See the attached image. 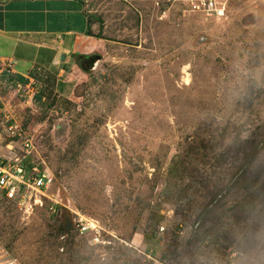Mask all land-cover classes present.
Returning <instances> with one entry per match:
<instances>
[{
	"label": "rangeland",
	"instance_id": "374dc122",
	"mask_svg": "<svg viewBox=\"0 0 264 264\" xmlns=\"http://www.w3.org/2000/svg\"><path fill=\"white\" fill-rule=\"evenodd\" d=\"M83 1L101 40L89 70L0 66V161L53 178L28 213L0 194L10 256L264 264V0L222 17L199 0Z\"/></svg>",
	"mask_w": 264,
	"mask_h": 264
},
{
	"label": "crops",
	"instance_id": "0c3cea01",
	"mask_svg": "<svg viewBox=\"0 0 264 264\" xmlns=\"http://www.w3.org/2000/svg\"><path fill=\"white\" fill-rule=\"evenodd\" d=\"M91 25L83 0H0V66L22 76L55 67L61 77L101 45Z\"/></svg>",
	"mask_w": 264,
	"mask_h": 264
},
{
	"label": "built area",
	"instance_id": "2783aa9c",
	"mask_svg": "<svg viewBox=\"0 0 264 264\" xmlns=\"http://www.w3.org/2000/svg\"><path fill=\"white\" fill-rule=\"evenodd\" d=\"M227 0H199L195 8L207 16L222 17L226 13ZM28 147L29 144L26 143ZM53 183V178L39 170L37 165L28 166L20 158L0 161V194L17 204L19 210L29 212L36 205L42 204L46 191ZM34 205V206H33ZM88 223H81L80 230L86 232ZM0 264H18V260L10 256L7 247L0 239ZM20 264V263H19Z\"/></svg>",
	"mask_w": 264,
	"mask_h": 264
},
{
	"label": "clouds",
	"instance_id": "9594fccd",
	"mask_svg": "<svg viewBox=\"0 0 264 264\" xmlns=\"http://www.w3.org/2000/svg\"><path fill=\"white\" fill-rule=\"evenodd\" d=\"M252 80L254 81L256 87H264V72H262L261 70L258 69L253 74ZM241 91H243V85L241 87ZM233 96L235 99H241L242 98L240 93H233Z\"/></svg>",
	"mask_w": 264,
	"mask_h": 264
},
{
	"label": "water",
	"instance_id": "95a60500",
	"mask_svg": "<svg viewBox=\"0 0 264 264\" xmlns=\"http://www.w3.org/2000/svg\"><path fill=\"white\" fill-rule=\"evenodd\" d=\"M88 60L90 61V64L89 65H82L81 67L83 68V70H89L93 65L94 63L96 62V60H98L99 56H90V57H87ZM62 59L64 60L65 59V56L62 57Z\"/></svg>",
	"mask_w": 264,
	"mask_h": 264
},
{
	"label": "trees",
	"instance_id": "16d2710c",
	"mask_svg": "<svg viewBox=\"0 0 264 264\" xmlns=\"http://www.w3.org/2000/svg\"><path fill=\"white\" fill-rule=\"evenodd\" d=\"M79 1H82V0H79ZM90 33V32H89ZM77 59H79V60H81V59H83V58H87L86 56H77L76 57ZM18 78L21 80V81H26L27 79L24 77V76H22V75H18ZM28 166H30V167H32V165H29V164H27ZM4 198V197H3Z\"/></svg>",
	"mask_w": 264,
	"mask_h": 264
},
{
	"label": "flooded vegetation",
	"instance_id": "af4514ba",
	"mask_svg": "<svg viewBox=\"0 0 264 264\" xmlns=\"http://www.w3.org/2000/svg\"><path fill=\"white\" fill-rule=\"evenodd\" d=\"M80 63H81V66L82 65H86L87 66V65L90 64V61L88 60V58H83V59L80 60Z\"/></svg>",
	"mask_w": 264,
	"mask_h": 264
}]
</instances>
